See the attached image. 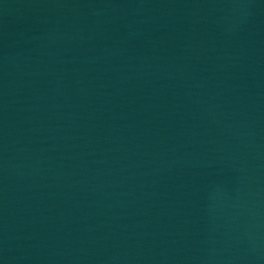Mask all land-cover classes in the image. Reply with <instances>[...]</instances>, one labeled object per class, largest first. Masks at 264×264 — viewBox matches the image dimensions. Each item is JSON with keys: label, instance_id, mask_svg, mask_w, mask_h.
Here are the masks:
<instances>
[{"label": "water", "instance_id": "obj_1", "mask_svg": "<svg viewBox=\"0 0 264 264\" xmlns=\"http://www.w3.org/2000/svg\"><path fill=\"white\" fill-rule=\"evenodd\" d=\"M0 264H264V0H0Z\"/></svg>", "mask_w": 264, "mask_h": 264}]
</instances>
